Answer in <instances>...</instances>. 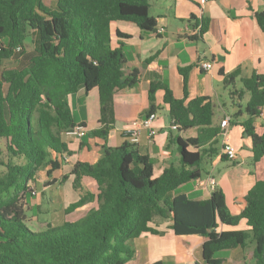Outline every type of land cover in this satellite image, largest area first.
I'll return each mask as SVG.
<instances>
[{"label": "trees", "instance_id": "obj_1", "mask_svg": "<svg viewBox=\"0 0 264 264\" xmlns=\"http://www.w3.org/2000/svg\"><path fill=\"white\" fill-rule=\"evenodd\" d=\"M151 1L0 0V64L20 58L17 65L0 69V158L5 157L0 164L6 170L0 176V264H126L135 255L133 239L164 233L157 228L159 221H168L167 228L177 236L204 237L199 264H220L216 252L244 247L249 241L253 242L252 264H264V177L248 189L239 215L230 213L220 188H212L208 199L176 192L201 177L204 155L212 150L205 145L216 143L221 132L211 126L214 109L207 97L186 101L189 67L179 68L180 98L167 84L151 81L145 112H156L154 94L161 90L169 126L176 125L178 132L199 129L186 139L169 136L177 145V166L169 165L154 176L150 157L134 143H106L114 124L113 93L135 86L138 76L137 69L125 72L122 44L112 46L110 28L124 21L156 31V19L149 14ZM255 17L264 30V12H256ZM199 24L198 35L207 21L201 18ZM27 40L29 51H25ZM223 83L239 97L248 94L243 108L247 118L241 125L251 138L256 162L264 155V130L258 134L253 125L264 107V75L241 76L236 68L224 75ZM80 88L97 89L101 126L87 134L103 138L104 143L95 162L76 161L60 182L72 175V188L79 196L66 205L65 212L93 200L96 207L74 222L31 229L24 195L38 170L47 168L50 176L61 168L64 156L72 154L64 140V132L76 124L68 96ZM83 176L96 182V194L85 189ZM242 219L245 229H219L220 225L235 227ZM150 264L171 263L157 259Z\"/></svg>", "mask_w": 264, "mask_h": 264}, {"label": "crops", "instance_id": "obj_2", "mask_svg": "<svg viewBox=\"0 0 264 264\" xmlns=\"http://www.w3.org/2000/svg\"><path fill=\"white\" fill-rule=\"evenodd\" d=\"M256 12H264V0H153L149 14L156 19V31L141 30L135 23L124 21H117L110 28L112 46L122 44L126 58L125 72L137 69L138 76L135 86L118 88L113 93L114 124L108 132L107 145L118 146L130 142L123 130L131 120L145 115L149 107L148 89L151 81L167 84L175 97H182L179 68L189 67L186 101L197 96L207 97L213 104V127L220 128V121L228 117L229 124L224 129L228 141L237 152L235 159H226L221 154L222 137L219 134L216 143L205 145H211L212 150L204 155L201 177L181 185L176 192L185 193L192 199H208L212 193L209 179L213 178L215 187L223 191L226 205L233 215L241 213L246 205L244 197L248 189L256 180L264 177V155L256 162L252 160L251 138L241 125L247 118L243 108L248 94L239 97L237 92L231 93L230 86L223 83L224 75L236 68L240 69L241 76H248L252 72L264 75V30L256 20ZM201 18L207 21V28L198 35ZM205 61L212 63L210 69L201 67ZM238 83L239 78H236L234 85L239 89ZM162 94L161 90L154 94L157 106V116L153 121L155 135H149L148 129H141L138 141L134 143L140 153L150 157L154 175H160L165 167L177 166L179 162L177 145L168 139L176 135L171 132L176 129L169 126ZM87 97L90 101H87ZM68 103L74 122L83 123L87 133L101 126L96 88L89 91L80 88L68 96ZM253 125L258 134L263 132L264 107ZM193 128L199 132L198 128ZM188 130L177 131V134L183 138ZM86 135L80 139L64 137L72 151V154L65 155L68 159L61 165L64 174L69 173L78 160L93 163V159L96 161L101 156L99 153L87 159L81 158L82 148H90ZM194 136L188 135L187 138ZM72 180L73 176L69 175L61 185L70 183L65 186V192L69 195L72 192L75 195L72 201H75L79 196L72 188ZM82 182L87 191L97 193V184L91 177L83 176ZM84 205L88 211L96 207V202L93 200ZM167 224L168 221H159L157 225L158 229L164 230L162 235L141 234L138 237L140 243L133 247L135 255L126 264H150L157 259L171 264L201 263L204 237L177 236L167 228ZM245 228L247 225L243 219L235 227L219 226L220 230ZM252 250L253 242L249 241L244 247L220 250L215 257L221 260L220 264H252Z\"/></svg>", "mask_w": 264, "mask_h": 264}, {"label": "rangeland", "instance_id": "obj_3", "mask_svg": "<svg viewBox=\"0 0 264 264\" xmlns=\"http://www.w3.org/2000/svg\"><path fill=\"white\" fill-rule=\"evenodd\" d=\"M30 49L31 44L27 40L25 51H29ZM19 60L20 58L14 57L5 59L0 64V69L15 66L18 64ZM87 101H90L89 97H87ZM171 132L172 134H177V130H171ZM197 134L198 131L194 128H191L187 133L184 134L183 138L186 139L188 135L194 136ZM86 136H88V134ZM85 138L90 144V148H82L80 154L81 158L87 159L89 156L93 157L99 153L101 154V145L104 143V139L97 136H88ZM64 140L67 142L65 138ZM0 159L5 161V157ZM67 159L68 158L66 157V159L64 158L63 161H67ZM92 162H95L94 159ZM46 169L47 168H41L36 172L34 179L29 183V192L24 195V201L26 203L24 207L27 215L26 223L31 229H42L47 225V223H50L52 226H56L63 223L64 221L74 222L79 220L89 211L86 210V205H83L71 212H65L64 208L66 205H68L72 199L75 198V195H73L72 192L70 195L65 192V186L70 185V183L67 182L63 183V186L61 185L62 182L60 181L64 175L63 169L54 171L50 176L46 173ZM5 171V167L0 164V176H2ZM52 179H54L53 181L55 182H50ZM32 190H34V193ZM152 238L154 239L155 236H152ZM141 241L144 242V239ZM139 243L140 240L135 238L130 242V245L134 247L138 246ZM128 264H135V262H129Z\"/></svg>", "mask_w": 264, "mask_h": 264}, {"label": "built area", "instance_id": "obj_4", "mask_svg": "<svg viewBox=\"0 0 264 264\" xmlns=\"http://www.w3.org/2000/svg\"><path fill=\"white\" fill-rule=\"evenodd\" d=\"M202 1H207V0H202ZM20 47L17 46L16 49L18 50ZM201 67L203 69H210L212 67V63L209 61H205L201 63ZM156 112H152L150 114H145L144 116L133 119L131 120L128 125L125 127L123 130L124 134L129 138L131 143H136L138 141V134L141 129H148L149 135L153 136L156 133V129L153 127V121L156 118ZM229 124V119L228 117L223 118L219 126L221 128L220 135L222 137V142H221V154L226 157L228 160H233L236 157V148L234 145H232L226 136V131L225 127ZM172 129H176V125L171 126ZM223 129V130H222ZM87 133V129L84 125L81 123H76L73 127L70 129L66 130L64 132V135L70 138H76L80 139L83 136H85ZM209 185L211 188H214L216 183L213 178L209 179ZM34 193V190H32ZM199 264V263H197Z\"/></svg>", "mask_w": 264, "mask_h": 264}]
</instances>
